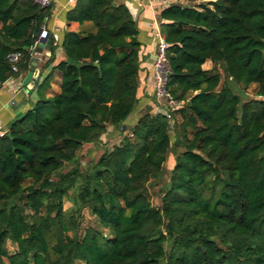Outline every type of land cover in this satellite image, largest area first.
<instances>
[{
    "label": "trees",
    "instance_id": "obj_1",
    "mask_svg": "<svg viewBox=\"0 0 264 264\" xmlns=\"http://www.w3.org/2000/svg\"><path fill=\"white\" fill-rule=\"evenodd\" d=\"M49 11L0 0V82L28 70ZM159 20L179 105L169 118L139 116L87 174H60L84 145L116 139L109 132L137 103L141 45L128 8L73 0L66 22L94 30L65 32L51 69L60 91L47 96L50 73L0 136V264H264V0L171 4ZM231 83L254 94L242 100ZM170 149L155 207L148 188ZM86 209L98 225L80 232Z\"/></svg>",
    "mask_w": 264,
    "mask_h": 264
},
{
    "label": "crops",
    "instance_id": "obj_2",
    "mask_svg": "<svg viewBox=\"0 0 264 264\" xmlns=\"http://www.w3.org/2000/svg\"><path fill=\"white\" fill-rule=\"evenodd\" d=\"M115 2L116 4H124L128 8L137 24V39L141 45L136 106L119 130L112 129L109 132L111 135L117 136L116 140H121L123 136L118 134L133 126L142 114L146 112L156 113L159 110L166 111V107H160V104L155 100L152 87V63L156 55V33L160 24L159 13L171 4L189 5V3L184 0H152L150 3L146 0H115ZM72 4L73 1L70 2L69 0H53L49 15L43 24L48 32L49 41L51 39L49 45L51 49L48 45L40 46L43 48L42 53L35 55L37 61L33 68V88L26 90L22 85L29 69L20 73L18 77L5 80L0 88V134L6 132L12 121L32 107V104L37 100L35 86L50 75L54 65L64 59L61 41L65 32H80L88 28V23L79 26L76 23L66 22V13L71 9ZM202 67L204 70H208L212 67V63L207 61ZM60 81V72L51 73L47 96H52L60 91Z\"/></svg>",
    "mask_w": 264,
    "mask_h": 264
},
{
    "label": "rangeland",
    "instance_id": "obj_3",
    "mask_svg": "<svg viewBox=\"0 0 264 264\" xmlns=\"http://www.w3.org/2000/svg\"><path fill=\"white\" fill-rule=\"evenodd\" d=\"M208 1H213V0H195L193 2H189V5L191 6H196L198 4H202ZM94 28L91 24L88 23V28L83 29V31H93ZM205 68V67H204ZM232 91L234 94L238 95L242 100L246 95H253L254 94V86H250L246 90V94L243 93L242 88L231 83L230 84ZM120 140H112L108 141L105 144H98L96 146L92 144H86L82 147L80 152L77 155V159L75 163L73 164H65L60 171V174H65L71 171L72 169H75L78 174L80 175H85L87 174L96 160L100 157L102 152L104 151H110L115 145L119 144ZM173 149H170L169 151V161L165 164L164 169L162 171V174L160 177L150 183V186L148 188L150 198L152 201L153 206L159 207L160 206V196L162 189L164 188L165 184L167 183L169 179V171L171 170L172 167V161H173ZM171 162V163H170ZM57 179V178H55ZM70 207L69 203L64 204V209H67ZM98 225V222L96 218L91 215L89 210H84L82 213V218L80 220V232H82L85 229L89 228H96ZM79 232V233H80ZM103 233L107 234L106 230H103ZM7 249L9 250L10 253L14 252V248L11 244L7 243Z\"/></svg>",
    "mask_w": 264,
    "mask_h": 264
},
{
    "label": "built area",
    "instance_id": "obj_4",
    "mask_svg": "<svg viewBox=\"0 0 264 264\" xmlns=\"http://www.w3.org/2000/svg\"><path fill=\"white\" fill-rule=\"evenodd\" d=\"M30 1L41 9L50 10L53 4V0H30ZM69 1L72 2L73 0H69ZM146 1L150 3L152 0H146ZM46 19L47 17L44 19V21ZM44 21L40 26V29L32 45L29 46L27 49V51L30 53L31 56L36 51V48L40 46H47L48 44L51 43L50 42L51 39L49 41L48 32L45 30L43 26ZM156 36H157L156 55L152 63V87H153L154 97L155 100L160 104V107L163 106V107L175 108L176 106L179 105V103L167 90V82L170 74V68L166 60L167 44L164 41V38L160 33V30L157 31ZM20 58L21 55L19 53H12L8 55L7 59L9 64L11 65L12 72H17L16 64L19 62ZM3 83L4 82H0V88L2 87ZM166 117L169 118L167 110H166ZM2 135L3 133L0 134V136Z\"/></svg>",
    "mask_w": 264,
    "mask_h": 264
},
{
    "label": "water",
    "instance_id": "obj_5",
    "mask_svg": "<svg viewBox=\"0 0 264 264\" xmlns=\"http://www.w3.org/2000/svg\"><path fill=\"white\" fill-rule=\"evenodd\" d=\"M42 51H43V48L38 47V48H36V51L31 56L30 65L28 67L29 71L27 72L26 77L24 78V80L22 82V85L26 90H31L34 86V81L32 80V77L34 75L33 68L35 67L36 61H37V58L35 57V55H36V53H39V54L42 53ZM158 112L163 114V115H166L165 110H159Z\"/></svg>",
    "mask_w": 264,
    "mask_h": 264
}]
</instances>
